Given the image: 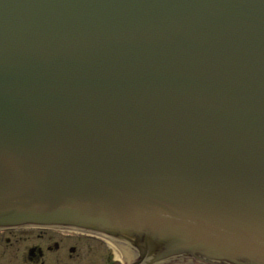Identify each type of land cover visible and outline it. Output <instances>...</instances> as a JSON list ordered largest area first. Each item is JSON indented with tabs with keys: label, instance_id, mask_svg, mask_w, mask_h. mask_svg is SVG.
<instances>
[{
	"label": "water",
	"instance_id": "obj_1",
	"mask_svg": "<svg viewBox=\"0 0 264 264\" xmlns=\"http://www.w3.org/2000/svg\"><path fill=\"white\" fill-rule=\"evenodd\" d=\"M23 224L264 264V0H0V227Z\"/></svg>",
	"mask_w": 264,
	"mask_h": 264
},
{
	"label": "flooded vegetation",
	"instance_id": "obj_2",
	"mask_svg": "<svg viewBox=\"0 0 264 264\" xmlns=\"http://www.w3.org/2000/svg\"><path fill=\"white\" fill-rule=\"evenodd\" d=\"M0 264H220L187 255L142 260L133 249L59 226L0 227Z\"/></svg>",
	"mask_w": 264,
	"mask_h": 264
}]
</instances>
